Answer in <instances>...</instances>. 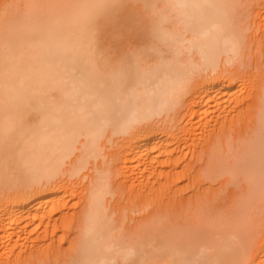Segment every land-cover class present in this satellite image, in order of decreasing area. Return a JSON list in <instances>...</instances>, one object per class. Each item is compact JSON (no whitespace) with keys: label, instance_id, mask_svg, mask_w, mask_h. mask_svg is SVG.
<instances>
[{"label":"bare ground","instance_id":"bare-ground-1","mask_svg":"<svg viewBox=\"0 0 264 264\" xmlns=\"http://www.w3.org/2000/svg\"><path fill=\"white\" fill-rule=\"evenodd\" d=\"M238 6L0 0V264H264V74L248 89Z\"/></svg>","mask_w":264,"mask_h":264},{"label":"rangeland","instance_id":"rangeland-1","mask_svg":"<svg viewBox=\"0 0 264 264\" xmlns=\"http://www.w3.org/2000/svg\"><path fill=\"white\" fill-rule=\"evenodd\" d=\"M241 1H242V3H241ZM259 1H260V2H259ZM239 2H240V6H241L242 8L238 6L239 9H237V11L239 10V11H240V14H241V13L243 14V15H242L243 18L241 17V15H240L241 19L239 18L240 21L243 19V20H242L243 23L241 22V25H240V26H241L243 29L246 30V31H245V30L242 29V30H243L242 32H243L244 37H245V39H244V40H245V43H246L245 45H246V47H248V48L245 49V50H246L245 53L248 54V56L246 55V59H247V57H249L248 60L245 59L246 62L248 61V62H247L248 65H245V68H246V69H245V73L248 72V71L252 72V73H249V72L247 73V74H248V78H250V79L248 80V81H249V82H248V85H249V84L251 85V84H253V82L250 83L251 75H252V74H253V75H252V80H254V81H255L256 78L258 77V74H259L260 78H261L262 75L264 74V59H263V57H264V56H263V55H264V52H263V51H264V43H263V42H264V36H263L264 32L262 31V30H264V25H263V24H264V19H263V18H264V8H263L264 0H239ZM262 2H263V3H262ZM259 3H261V4H259ZM241 4H242L243 6H242ZM248 4H249V5H248ZM261 6H262V7H261ZM260 10L263 12V14H262V12H261ZM258 12H259V13H258ZM253 13H254V14H253ZM260 14H261V17H260ZM238 15H239V13H238ZM250 16H251V17H250ZM244 17H245V18H244ZM239 19H238V22H239ZM255 19H256V20H255ZM259 19H260V22H259ZM262 19H263V20H262ZM261 20H262L263 22H262ZM258 22H259V23H258ZM239 24H240V23H239ZM246 24H247V25H246ZM246 28H247V29H246ZM261 28H262V30H261ZM258 29H259V30H258ZM259 31H260L261 35H260ZM262 32H263V33H262ZM257 34H258V35H257ZM254 35H255V36H254ZM254 38H255V39H254ZM247 39H248V40H247ZM249 39H250V40H249ZM258 43H259V44H258ZM258 54H259V55H258ZM251 55H252V56H251ZM255 55H256V56H255ZM258 56H259V57H258ZM261 56H262V57H261ZM254 59H255V60H254ZM258 61H259V63H258ZM260 62H261L262 64H261ZM249 65H251V66H249ZM257 65L259 66V68L257 67ZM260 65H262V66H260ZM246 66H247V67H246ZM248 66H249V67H248ZM242 67H244V66H242ZM260 68H261V69H260ZM242 69H244V68H242ZM248 69H249V70H248ZM252 70H253L254 72H253ZM257 70H258L259 72H258ZM261 70H262V71H261ZM255 71H257V75L255 74V76H254V73H256ZM260 72H261V73H260ZM253 77H254L255 79H254ZM258 79H259V77H258ZM258 79H257V80H258ZM257 80H256V81H257ZM256 81H255V82H256ZM250 85L248 86V89L250 88ZM246 88H247V86H246ZM246 90H247V89H246ZM201 139H202V138H201ZM201 139H199V140H201ZM199 140H196V141L199 142ZM196 144H197V143H196ZM197 146H198V145H197ZM196 149H197V147H196ZM198 150H199V149H198ZM190 156H191V155H190ZM116 170H117V168H116ZM117 176H118V175H117ZM119 176H120V175H119ZM115 177H116V176H112L111 179L114 178V180H118V181H119V178L121 179V176L118 177L117 179H115ZM116 182H117V181H116ZM84 183H85V182H84ZM86 183H87V181H86ZM86 183H85V184H86ZM215 184H216V186H215ZM215 184H214V187L217 188L218 190H220V191H218V190L216 189V191H218V192H220V193L215 192L214 195L217 194V195H215V198H214L213 195H212L213 193L210 195V196H212L211 199H212L214 202L208 199V200H207V201H208V204H207V205H206V203H207L206 200H205V201H204V200H203V201H200V203H201V202H203V203L206 202V203H204V204L202 203L203 205L199 203L200 206H201V205H202V206L205 205V206H204L205 208H207V206H208V207L213 206L214 209H215L214 211H213V210L211 211V208H210V210H209L210 213L208 214V212H207V211H208V208H207L206 210H205V208H204V210L207 212L206 214H205V211L202 212V213H203V216L206 215L205 217H210V215H212V217L217 216V211H220V210H221V213L224 212L223 215H225V214H226V213H225L226 211H227V213H228V210L230 211V210H233V208H235L233 205H234L235 203L237 204L239 201H241L242 198H243V196H244V194H245V192H246V188L243 187V186L246 184L245 182H240V183L237 185V187L239 186L238 189H237L236 187H234V185L231 184V183H230V184H227V187H226V185H224V186H225L224 189H222V188L219 186L218 183H215ZM243 184H244V185H243ZM235 185H236V184H235ZM191 187H192V186H191ZM191 187H190V188H191ZM214 187H213V188H214ZM215 188H214V189H215ZM186 189H188V188H184L183 190L185 191ZM192 189H193V188H192ZM192 189H191V190H192ZM214 189H212V190H214ZM229 189H230V190H229ZM233 189H234V190H233ZM191 190H190V192H191ZM222 190H223V191H222ZM232 190H233L234 192H233ZM239 190H240V191H239ZM241 190H243V191H241ZM184 191H183V192H184ZM186 191H187V190H186ZM224 191H225V193H223ZM190 192L188 191L187 194H186V196L189 195ZM230 192H232V193H230ZM243 192H244V194H243ZM185 193H186V192H184V194H185ZM208 193H209V191H208ZM234 193H235V195H238V196L233 195ZM236 193H237V194H236ZM209 194H210V193H209ZM219 194H220V196H218ZM228 194H230L231 196L229 195V197H228ZM241 194H242V195H241ZM217 196H218V198H217ZM240 196H241V197H240ZM233 197H234L235 199H234ZM123 198H125V199L127 200V198L125 197V195L123 196ZM213 198H214V199H213ZM216 198H217V200H215ZM236 198H237V199L239 198V199L237 200ZM125 199L123 200V202H124V201L126 202ZM230 200L235 201V202H231ZM121 201H122V200H121ZM112 202H114V200H113ZM125 202H124V203H125ZM127 202H128V200H127ZM127 202H126V204L123 203V205H124L123 207H127V206H128V205H127V204H128ZM210 202H211V204H213V205H211ZM216 202H217L218 204H217ZM229 202H230V203H229ZM258 202H259V201H258ZM258 202H257V203H258ZM214 203H215V204H214ZM257 203H256V204H257ZM262 203H264V202H262ZM71 204H73V203H71ZM220 204H221V206H220ZM225 204H226V205H225ZM227 204H228V205H227ZM217 205H219V207H218L219 210H217ZM231 205H232V206H231ZM262 205H263V204H262ZM194 206H195V205H194ZM194 206L192 207V205H191V208H194ZM222 206H223V207H222ZM227 206H228V207H227ZM257 206H259V205L257 204ZM73 207H74V206H73ZM195 207H196V206H195ZM213 207H212V208H213ZM225 207H227V208H225ZM70 208H71V209H69V210H71V212H72V207L70 206ZM74 208H75V207H74ZM117 208L119 209L120 207L118 206ZM121 208H122V205H121ZM121 208H120V209H121ZM189 208H190V207H189ZM189 208H188V209H189ZM197 208H198V210H197ZM200 208H201V207H200ZM200 208H199V207H196V208H195V209H196L195 211H194L193 209H192V211L189 209L190 211L187 210L186 212L189 211L188 213H191V212L194 211L193 213H196V212L199 211ZM262 208H264V205H263ZM227 209H228V210H227ZM258 209H259V210H258ZM73 210H74V209H73ZM122 210H123V208H122ZM200 210L202 211V209H200ZM224 210H225V211H224ZM263 210H264V209H261V208H257V207H256V210H254V211H256V212L258 211V212L256 213V215H258V213L260 212L261 214L259 215V217L261 218L262 215L264 214V213H263V212H264ZM254 211H253V212L250 211V212L252 213V215L255 213ZM69 212H70V211H69ZM120 212H122V211L120 210ZM146 212H147V211H146ZM146 212H145V214L148 213V212H147V213H146ZM211 212H214V213H216V214H214V216H213V213H211ZM188 213H186V214H188ZM193 213H192V214H193ZM221 213H218V215L221 214ZM251 213H250V214H251ZM121 214H122V213H121ZM139 214H140V213H139ZM145 214H144V215H145ZM207 214H208V215H207ZM118 215H119V214H118ZM132 215H133L132 217L135 218L136 214H135V215L132 214ZM137 215H138V214H137ZM144 215H143L142 212H141V214L138 215V216L141 218V217L144 216ZM194 215H195V214H194ZM221 215H222V214H221ZM254 215H255V214H254ZM254 215H253V216H254ZM256 215H255V216H256ZM120 216L122 217V215H120ZM121 217H120V218H121ZM130 217H131V215H130ZM139 217H138V218H139ZM195 217H196V216H195ZM259 217H258V220H259ZM134 218H130V219L127 218L128 220H127V219H124V220H127L128 223L130 222L131 225H130V224L127 225V222L125 221V224H124V222H123V228H126L127 226H128V227H131V226L133 227V223H136V221L138 220V219H136V220H133V221H132L131 219H134ZM121 219H123V217H122ZM253 219L255 220V217H254ZM258 220H257V221H258ZM134 221H135V222H134ZM261 223H262V222H261ZM261 223L259 222V224H261ZM125 226H126V227H125ZM261 226H262V225L259 226V225L257 224L255 228L253 227L252 230H249V231H252V232L249 233V234H250L249 236H251V234H252L251 238H252V237H255V236H253V235H254V234H253V231L258 230ZM256 228H257V229H256ZM126 229H127V230L129 229V230H130L131 228H126ZM126 229H125V230H126ZM260 229H261V228H260ZM258 232H260V231H257V233L254 232L255 235L258 234ZM247 235H248V233H247ZM259 235H260V234H259ZM259 235H258V237H257V235H256L257 238H254V240H252L253 238L250 239V244H251V245L255 244V242H256L255 240H257V239L259 238ZM252 241H253V244L251 243ZM250 244H249V245H250ZM66 246H67V245H66ZM253 247H254V246H253ZM244 264H245V263H244ZM246 264H248V263H246Z\"/></svg>","mask_w":264,"mask_h":264}]
</instances>
